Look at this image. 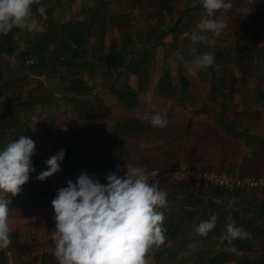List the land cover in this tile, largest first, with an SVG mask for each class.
Returning a JSON list of instances; mask_svg holds the SVG:
<instances>
[{
  "label": "crops",
  "instance_id": "crops-1",
  "mask_svg": "<svg viewBox=\"0 0 264 264\" xmlns=\"http://www.w3.org/2000/svg\"><path fill=\"white\" fill-rule=\"evenodd\" d=\"M232 3L230 13H216L227 24L224 35L208 33V43L198 45L182 36L203 18L202 5L192 7V0H40L32 8L34 14L46 8L43 33L13 28L0 34V149L27 136L36 144L31 159L38 160L24 185L29 191L22 187L18 194L21 207L9 210L12 227L23 219L11 215L28 209L25 198L39 205L42 192L34 191L35 183L52 193L63 181L62 161L58 172L36 179L61 149L82 156L80 166L96 153L124 148L133 151L132 161L140 159L134 166L184 162L264 176V0ZM192 47L215 57L195 75L185 67ZM154 111L167 112L166 127L138 118ZM160 188L168 199L167 241L154 250L151 264H264V191L227 196L190 184ZM213 213L215 228L197 235L195 226ZM232 221L249 238L221 242ZM14 244L11 238L6 248L14 254L11 263L3 258L6 249L0 250L3 264H57L49 256H15Z\"/></svg>",
  "mask_w": 264,
  "mask_h": 264
},
{
  "label": "clouds",
  "instance_id": "clouds-1",
  "mask_svg": "<svg viewBox=\"0 0 264 264\" xmlns=\"http://www.w3.org/2000/svg\"><path fill=\"white\" fill-rule=\"evenodd\" d=\"M197 2L202 5L203 18L193 31L182 34L192 45L208 43V33L222 37L227 24L217 18L216 13L233 10L232 0H192V7ZM247 2L251 5L255 0ZM34 4H40V0H0V34H7L13 28L43 33L46 8L41 5L34 14ZM191 52V62L185 67L192 75L215 62L211 53L197 54L196 47H192ZM175 56L182 60V50ZM138 118L148 121L154 128H164L168 123L166 111L138 114ZM35 149V141L23 135L0 149V250L11 245L13 229L8 197L20 194L35 170L31 159ZM64 157L63 149L50 156L45 161L47 170L41 171L36 179L44 181L58 172ZM105 181L101 183L94 175L82 172L75 182L68 180L66 187L57 190L51 201L55 223L51 238L57 264H151L154 250L165 245L168 199L159 180L149 182L145 167L129 164L125 174L108 173ZM228 206L231 207V203ZM216 220L213 213L208 220L195 226V233L206 237L215 228ZM246 238L249 233L232 221L219 240L231 243Z\"/></svg>",
  "mask_w": 264,
  "mask_h": 264
},
{
  "label": "built area",
  "instance_id": "built-area-1",
  "mask_svg": "<svg viewBox=\"0 0 264 264\" xmlns=\"http://www.w3.org/2000/svg\"><path fill=\"white\" fill-rule=\"evenodd\" d=\"M146 172L149 176V182L157 179L160 185L190 184L204 190L219 189L227 196L239 191H264L263 175L236 176L228 172L194 169L187 166L184 162H180L173 167L147 169ZM54 227L53 214L49 215L47 219H39L28 225L19 222L16 227H12L11 238L24 248L27 257L31 259H40L46 256L54 257V242L51 238V232L54 231ZM3 258L8 263H11L13 262L14 254L10 249H6L3 251Z\"/></svg>",
  "mask_w": 264,
  "mask_h": 264
},
{
  "label": "trees",
  "instance_id": "trees-1",
  "mask_svg": "<svg viewBox=\"0 0 264 264\" xmlns=\"http://www.w3.org/2000/svg\"><path fill=\"white\" fill-rule=\"evenodd\" d=\"M5 41H7V38L5 39ZM71 42L77 43V40L74 38H71ZM181 85L184 89L185 83L182 79H181ZM132 152L133 151L127 152L126 150H124V148L122 149V151H120L117 148L112 149V150L102 151V152L96 153V155L90 159V161L88 162L86 166H80L81 163H83V157L79 156L74 150H66L65 157L62 160L63 171H64L65 177L63 181L59 183V187L60 186L66 187L67 186L66 182L68 180H72L73 182H75L77 177L82 172H86L89 175H94L96 178L100 180L101 183L106 182L105 176L108 173L116 172L118 175H121L125 171L124 169L125 161L126 163L132 164V165L134 164L133 161L135 162L140 161V159H135L132 161V159L134 158V155ZM143 167H145V169L153 168V167H148V166H143ZM155 167L157 168V166ZM247 176H260V175H247ZM42 190L43 188L41 184H37V183L34 184V191L42 192V198L37 197L38 201H41L40 199L44 200L47 198L54 199L55 197L54 194L46 192V191H42ZM10 200H11V203L9 204V210L15 209L17 207H21L22 204L20 202V198L18 197V195L15 197H10ZM44 212L45 213L53 212V209L52 210L42 209L40 211H34L33 207H30V208L28 207V209L26 208V211L24 213L25 215L19 216V217L33 218L35 216H38L39 214H43ZM2 259L3 258L1 257V253H0V264H3Z\"/></svg>",
  "mask_w": 264,
  "mask_h": 264
},
{
  "label": "rangeland",
  "instance_id": "rangeland-1",
  "mask_svg": "<svg viewBox=\"0 0 264 264\" xmlns=\"http://www.w3.org/2000/svg\"><path fill=\"white\" fill-rule=\"evenodd\" d=\"M44 147V144H42L41 146H40V148H38V150H42V148ZM45 150V149H44ZM33 157V156H32ZM36 158H38V157H36ZM33 161H38L37 159H33ZM61 187V186H60ZM59 187V183L53 188V187H51V190H53V194H54V196H56L57 195V190L60 188ZM24 188H27L28 190L27 191H29V185L28 186H24L23 185V189ZM55 198V197H54ZM51 201H52V199H49V198H47V199H44V200H41L40 202H38L39 203V205H36L35 203L36 202H34L30 197H27V198H25L24 199V202H25V204L27 205V207H33V210L34 211H40V210H42V209H44V210H46V209H52V207H51ZM35 206H37V207H35ZM20 211H17L15 214H12L11 215V219L13 220V221H16V220H19V219H23V220H21V222L22 223H24V224H30V223H33V222H35V221H38L39 219H47V217H49V216H47L48 215V213H43V214H39L38 216H35V217H33V218H28V217H19V216H24L25 214V212L24 213H22V214H20L19 213ZM50 213V212H49ZM17 244V243H16ZM14 247H16L17 249L15 250L16 252H15V256L17 255V256H20V253H23V252H25L26 253V251L24 250V248L23 247H21V246H19L18 244L17 245H13ZM12 246V247H13ZM16 253H18V254H16ZM18 261H20L19 259H17L16 260V262H18ZM20 263V262H19ZM23 264V263H22Z\"/></svg>",
  "mask_w": 264,
  "mask_h": 264
}]
</instances>
